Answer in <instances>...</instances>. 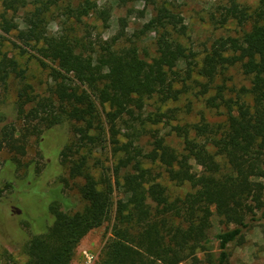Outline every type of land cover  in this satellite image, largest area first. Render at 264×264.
<instances>
[{"label": "trees", "instance_id": "16d2710c", "mask_svg": "<svg viewBox=\"0 0 264 264\" xmlns=\"http://www.w3.org/2000/svg\"><path fill=\"white\" fill-rule=\"evenodd\" d=\"M58 1H35L21 22L7 12L26 7L27 0H4L0 11V92L12 76L23 77L18 59L4 50L10 34L21 53L35 49L51 79L46 95L31 93L28 85L18 90L21 125L2 126L0 153L7 149L18 161L35 136L41 152L55 150L67 174L61 181L70 179L82 202L78 208H66L70 203L62 197L49 203L51 223L22 244L26 263L70 264L82 238L111 221L93 264H229L230 243L244 244L245 231L255 225L264 231V0L254 6L239 0L214 5L213 23L235 20L240 32L213 38L200 57L181 40L187 29L181 12L165 1L144 0L152 14L140 31L129 34L126 18H119L117 32L96 45L69 32L66 20L84 24L96 14L107 21L109 9L96 0H68L62 30L48 33L46 13ZM149 33L152 54L138 45ZM231 67H238L248 84L230 96L219 85L206 97L209 107L223 106V121L172 124L180 146L164 137L144 146L146 124L177 118L176 108L160 110L186 92L177 83L185 86L199 76L201 94H207L215 77ZM150 99L159 103L157 110L146 111ZM65 123L68 136V130L59 131ZM107 142L115 156L111 173L88 162L92 149ZM163 178L190 190L174 194ZM9 189V203L19 213L20 193L9 181L0 187V202ZM213 213L224 229L210 234ZM1 232L12 233L0 214Z\"/></svg>", "mask_w": 264, "mask_h": 264}, {"label": "rangeland", "instance_id": "374dc122", "mask_svg": "<svg viewBox=\"0 0 264 264\" xmlns=\"http://www.w3.org/2000/svg\"><path fill=\"white\" fill-rule=\"evenodd\" d=\"M3 1L0 0V11L3 10ZM37 0H27V5L17 12L8 11L7 16L17 22H21L23 14L32 10L37 4ZM98 5L109 9L107 21L99 18L96 14L84 18V24H77L72 19H68L67 24L72 28L68 31L78 34L86 42L91 41L96 45L102 39H106L117 32L119 18H126L125 31L132 33L140 31L143 24L147 22L152 14V5L144 0H131L126 5H120L118 0H96ZM165 1L169 6L180 11L184 17L187 29L185 35L181 37L182 42L200 57L204 49L209 46L213 38L219 35H238L240 30L235 20H229L224 25L213 23L210 18L214 11V5L223 3L225 0H156ZM249 6H254L257 0H239ZM68 0H59L57 6H53L46 13V30L48 33H57L62 30L63 22L66 16L63 15L64 6ZM142 10V11H141ZM106 23V26H105ZM86 25V28L84 26ZM8 41L4 44V50L8 54L18 59L20 69L23 70V77L12 76L7 83V88L0 92V130L4 124H13L17 127L21 125V119L18 116L17 92L22 85H28L29 91L40 96L48 93L51 79L48 76V69L41 66L34 48H28L21 53L20 48L13 46L9 40H14L12 34L7 35ZM153 33L141 36L138 45L147 48L154 53ZM142 52V50H141ZM50 63L49 61H46ZM196 81H204L199 76L192 75V79L176 84V87H183L184 91L178 101L168 102L160 106L163 111L170 108H176L177 118L167 120L163 118L162 123L151 126L146 124V130L140 140L145 147H150L154 139L165 138L175 146H180L178 138L170 129L172 124H184L185 122H199L206 119L209 122H220L224 120L222 111L223 106L211 108L207 105L206 97L211 96L217 90V86L225 85V95L230 96L232 89L242 85H247L246 77L240 72L238 67H231L224 73L217 75L212 82V88L207 94H201L202 86ZM159 103L155 99H150L146 103V111L157 110ZM157 129V131H155ZM69 135V124L65 123L59 129L64 134ZM122 131H126L122 128ZM122 133V132H121ZM108 137V135H107ZM123 139V138H121ZM85 148L83 152L88 155ZM53 151L41 152L38 140L35 136L28 138V146L24 155H17L18 161H15L13 153L4 149L0 153V187L9 181L18 189L22 201V211L17 213L9 203V190H6L3 203L0 204V214L2 220L8 226L12 233H0V264H27V257L22 251V244L33 232H40L51 223L52 217L48 211V205L53 200L66 198L70 205L66 208H78L82 205L77 191L73 188V182L67 179L65 184L61 181L66 177V169L59 165V157L53 155ZM114 154L111 145L107 142L104 148H93L88 160L89 164L102 166L103 170L111 173L114 163ZM195 170H200L201 165L192 161ZM163 182L174 194H182L190 190L188 185L178 186L166 178ZM58 190V193L56 190ZM18 193V194H19ZM21 193L23 196H21ZM78 206H77V205ZM76 205V206H75ZM210 234H215L224 226L219 224L218 217L213 213L210 217ZM111 221L104 222L101 226L90 230L80 241L74 257L70 264H93L101 256L102 249L107 238L110 236ZM245 243L236 245L229 244V264H264V231L260 225L250 227L245 231ZM203 257L202 254H199ZM185 264V263H179Z\"/></svg>", "mask_w": 264, "mask_h": 264}]
</instances>
